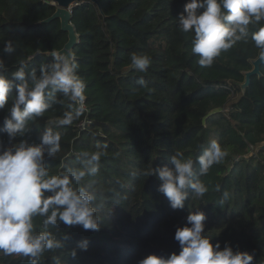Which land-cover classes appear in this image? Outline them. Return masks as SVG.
Returning a JSON list of instances; mask_svg holds the SVG:
<instances>
[{
    "label": "trees",
    "instance_id": "1",
    "mask_svg": "<svg viewBox=\"0 0 264 264\" xmlns=\"http://www.w3.org/2000/svg\"><path fill=\"white\" fill-rule=\"evenodd\" d=\"M97 2L81 0L71 9L78 35L72 53L86 84L85 111L72 124L60 125L75 106L53 92L49 109L29 120L25 134L13 143L36 145L45 130L59 131L61 150L53 157L45 152L44 165L49 176L86 173L72 186L94 194L100 229L45 224L46 216L34 217V234L50 232L63 245L46 250L37 264H139L151 254L167 258L180 251L175 232L194 211L205 214L204 234L213 244L223 248L227 243L234 251L252 254V264H264V151H257L264 144V63L261 75L251 76L241 88L252 61L264 55L251 39L264 21L249 26L246 41L221 52L210 67H201L191 51L194 34L178 26L187 0ZM55 10L46 0H0V59L6 66L0 74L11 78L24 64L31 82L33 70L39 77L41 67L54 62L49 53L68 39L59 20L45 22ZM8 40L15 48L11 54L3 51ZM132 54L150 57L146 71L132 66ZM9 95L8 105L0 109V129L15 89ZM212 140L228 155L203 176L194 163V179L208 191L195 197L189 190L185 207L173 209L158 191V175L143 173L173 167L169 159L177 153L195 161ZM0 142V150L12 146L3 131ZM97 151L103 152L98 165L90 160ZM93 166L98 172L88 175ZM84 240L87 250L78 248ZM0 264H29V258L0 250Z\"/></svg>",
    "mask_w": 264,
    "mask_h": 264
},
{
    "label": "clouds",
    "instance_id": "2",
    "mask_svg": "<svg viewBox=\"0 0 264 264\" xmlns=\"http://www.w3.org/2000/svg\"><path fill=\"white\" fill-rule=\"evenodd\" d=\"M261 21H264V0H187L178 17V26L184 32L194 34L191 51L198 55L201 67H210L221 52L237 42L246 41L249 26ZM251 39L256 47L264 49V27L253 32ZM3 51L9 54L15 51L11 40L5 42ZM52 56L54 62L41 67L39 77L32 71L31 82L26 79L24 64H20L11 78L0 74V109L8 105L9 94L15 89L9 116L0 129L12 144L0 150V250L5 255L28 257L29 264H37V258L46 250L63 246L50 232L34 234L33 218L36 216H46L45 224L56 225L59 221L68 227L80 225L84 230L94 232L100 229L93 207L94 194L84 186L79 189L72 186L86 173L70 170L69 174L49 176L44 165L45 152L53 157L61 150L59 131L45 130L36 145L24 140L13 143L18 136L25 134L29 120L41 117L49 109L48 98L53 92L63 94L71 106H75L64 113L60 125L72 124L85 111L86 84L77 74L78 64L72 51L53 52ZM130 59L132 66L141 72L151 64L148 55L132 54ZM5 67L4 60L0 59V70ZM139 83L143 85L144 81ZM101 155L103 152L97 151L91 154L90 160L98 165ZM227 155V150L212 140L195 161L177 153L169 159L173 167L165 165L143 175H158L162 181L158 191L167 197L173 209H183L189 199V190L195 197H203L208 191L204 183L194 179V163H199V175L203 176ZM97 172L98 166H93L87 174ZM224 195L227 198L228 194ZM186 219L187 225L177 228L174 236L180 246L178 253L167 258L151 254L139 264H252L254 257L249 252L234 251L227 243L221 248L219 242L213 244L210 241L204 234L206 216L202 211H194ZM78 248L87 250L88 241H81ZM75 256L76 250L73 249L71 257Z\"/></svg>",
    "mask_w": 264,
    "mask_h": 264
},
{
    "label": "water",
    "instance_id": "3",
    "mask_svg": "<svg viewBox=\"0 0 264 264\" xmlns=\"http://www.w3.org/2000/svg\"><path fill=\"white\" fill-rule=\"evenodd\" d=\"M56 5L55 12L45 20V22H51L54 20H59L60 28L63 32L67 33V42L64 46L57 52L65 51V50H73L76 43L78 42V35L75 32V29L71 23V9L72 7L81 0H46ZM96 3L97 0H92ZM53 52L49 54L52 55ZM264 63V55H260L254 61H252V69L245 73V82L241 85V88L245 90L247 85L249 84V80L251 76L258 75L260 76L261 72L259 69V65ZM257 151H264V144H261L257 147Z\"/></svg>",
    "mask_w": 264,
    "mask_h": 264
},
{
    "label": "flooded vegetation",
    "instance_id": "4",
    "mask_svg": "<svg viewBox=\"0 0 264 264\" xmlns=\"http://www.w3.org/2000/svg\"><path fill=\"white\" fill-rule=\"evenodd\" d=\"M261 65V64H260ZM260 65H259V69H260ZM261 75V74H260Z\"/></svg>",
    "mask_w": 264,
    "mask_h": 264
}]
</instances>
